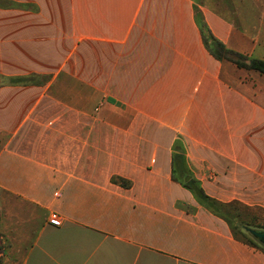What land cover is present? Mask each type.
Here are the masks:
<instances>
[{
  "label": "crops",
  "instance_id": "0c3cea01",
  "mask_svg": "<svg viewBox=\"0 0 264 264\" xmlns=\"http://www.w3.org/2000/svg\"><path fill=\"white\" fill-rule=\"evenodd\" d=\"M47 3L61 10L64 75L0 71L2 87L48 89L20 92L13 124L0 123V264H264L171 172L177 142L206 195L264 209V76L213 58L195 20L264 61V0L0 10Z\"/></svg>",
  "mask_w": 264,
  "mask_h": 264
},
{
  "label": "rangeland",
  "instance_id": "374dc122",
  "mask_svg": "<svg viewBox=\"0 0 264 264\" xmlns=\"http://www.w3.org/2000/svg\"><path fill=\"white\" fill-rule=\"evenodd\" d=\"M38 13L22 10H0V71L18 72L19 75L36 73L44 76L62 77L65 61L70 56L65 49L67 44L62 35V19L60 6L57 4H40ZM7 32L4 33L3 32ZM2 33V34H1ZM72 55V54H71ZM33 56V57H32ZM33 58V60H32ZM48 89L42 87H9L0 86V123L9 127L19 109L20 92L44 93ZM177 176H181L177 173ZM232 208L237 216L231 227L237 237L253 242L259 240L252 236L248 229L264 233V209L246 207L236 204ZM264 246V245H262Z\"/></svg>",
  "mask_w": 264,
  "mask_h": 264
},
{
  "label": "trees",
  "instance_id": "16d2710c",
  "mask_svg": "<svg viewBox=\"0 0 264 264\" xmlns=\"http://www.w3.org/2000/svg\"><path fill=\"white\" fill-rule=\"evenodd\" d=\"M21 9H25L26 6L19 5ZM195 20L201 31V36L205 48L211 54L213 58L218 61H228L233 63L237 68L244 70L256 71L264 76V61L249 58L243 54L234 52L227 49L220 41H218L210 32L207 25L204 23L201 13L195 9ZM23 78H19V83H23ZM13 83V82H12ZM10 84V83H9ZM171 172L173 181L182 185L187 191L191 193L195 201L204 209L209 211L211 214L224 220L229 227H231L232 220H235L237 216L233 212L232 208L236 205L235 203L223 204L205 194L204 190L200 186L199 181L192 178L191 174L187 170L184 149L181 144L174 143L172 147V160H171ZM180 173L181 176H177ZM189 177V180L185 179ZM233 231V229H232ZM233 234L235 235L234 231ZM236 236V235H235ZM243 242L251 246L257 247L264 252V246L260 242L256 243L250 240L242 239ZM1 252V246H0Z\"/></svg>",
  "mask_w": 264,
  "mask_h": 264
},
{
  "label": "water",
  "instance_id": "95a60500",
  "mask_svg": "<svg viewBox=\"0 0 264 264\" xmlns=\"http://www.w3.org/2000/svg\"><path fill=\"white\" fill-rule=\"evenodd\" d=\"M185 180L187 181L188 178H186ZM248 232H249L252 236H254L255 238H257L261 244L264 245V233L256 232V231L251 230V229H248Z\"/></svg>",
  "mask_w": 264,
  "mask_h": 264
},
{
  "label": "built area",
  "instance_id": "2783aa9c",
  "mask_svg": "<svg viewBox=\"0 0 264 264\" xmlns=\"http://www.w3.org/2000/svg\"><path fill=\"white\" fill-rule=\"evenodd\" d=\"M48 223L52 226H59L60 225V219L56 214L52 213L49 216Z\"/></svg>",
  "mask_w": 264,
  "mask_h": 264
}]
</instances>
